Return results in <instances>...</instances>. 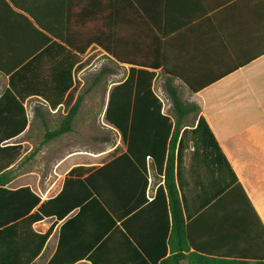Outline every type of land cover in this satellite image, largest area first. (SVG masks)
<instances>
[{"label": "crops", "instance_id": "0c3cea01", "mask_svg": "<svg viewBox=\"0 0 264 264\" xmlns=\"http://www.w3.org/2000/svg\"><path fill=\"white\" fill-rule=\"evenodd\" d=\"M17 1L28 13H34L38 22L58 24L67 38L82 47L89 45L82 57H108L113 64L111 67L123 71L122 79L108 81L102 106L87 113L89 120H105L111 91L127 78L131 67L117 62L100 46L101 43L117 54L156 63L154 91L161 99L156 89L157 80L159 90L164 93V70L174 75V84L184 101L199 108L186 117L191 122L184 123L176 150L178 156L181 140L177 183L185 218L190 224L192 245L227 259L254 264L252 255L259 256V241L254 228L248 224L254 217L243 195L249 197L264 224V0ZM1 21H6V17L0 16ZM10 39L18 43L16 47L20 53L30 52L33 39L28 33L12 32ZM68 49L62 48L67 53ZM77 71L74 72L76 83ZM105 71L110 72V76L115 75L114 69ZM8 86L9 78L5 76L0 96ZM31 99L48 107L39 97H31L27 104ZM168 107L172 109V105ZM61 109L66 110V105L49 110L57 113ZM201 118L208 124L218 146L213 139L207 148L196 143L194 130ZM104 124L112 134L121 135L114 126ZM30 129L31 120L27 129L12 140L22 144L25 152L12 166L8 187L13 190L30 187L43 200L55 197L63 190L65 178L72 169L77 174L88 175L92 168H100L127 149L125 143L109 141L104 150L86 158L80 154V149H66L67 154L52 158L48 163L49 170L42 178L32 164L31 158L36 154L31 160H24L34 151L33 144L25 138ZM96 158L106 160L92 165L89 160ZM116 170L108 175L109 182L118 189L112 195H138L141 198L144 195L141 170L133 174ZM149 176L145 195L152 201L158 186L164 182L152 168ZM117 178L124 182L117 184ZM237 184L242 185L243 191L227 193ZM226 193L236 195L234 200L218 209H209L219 195ZM78 210L56 224L35 264L49 263L58 247L61 226ZM150 217L151 213L146 215L142 226L144 239L139 245L130 240H110L106 249L98 251L100 260L104 259V264H154L162 257L170 256L168 240L161 239V230L159 226L152 227ZM54 222L55 218L49 217L38 222L41 224L38 227L36 223L35 228L46 232ZM134 246H140L145 254L140 261L133 258L136 254ZM73 264L93 262L85 258ZM183 264L190 263L184 261Z\"/></svg>", "mask_w": 264, "mask_h": 264}, {"label": "trees", "instance_id": "16d2710c", "mask_svg": "<svg viewBox=\"0 0 264 264\" xmlns=\"http://www.w3.org/2000/svg\"><path fill=\"white\" fill-rule=\"evenodd\" d=\"M0 16L6 17V21L0 23V73L9 78V86L0 96V264H35L56 224L77 208L78 212L61 226L57 250L48 264H73L85 258L93 264H104L98 251L106 249L108 241L130 240L134 245L140 244L144 239L142 226L150 213L152 227L159 226L161 239L168 240L172 252L154 264H183L184 261L190 264H248L192 245L190 224L185 218L177 183L181 140L178 156L176 150L186 117L197 111L198 106L184 101L174 84V75L164 70L165 90L172 102V112H164V102L154 91L157 64L117 54L106 44L100 46L117 62L131 66L127 78L113 87L105 114L106 122L119 130L126 151L100 168H92L88 175L77 174L72 169L65 178L63 190L49 199L43 200L30 187L9 188L12 166L25 152L22 144L12 140L29 125L27 101L31 97L41 98L51 110L63 104L69 110L60 125L51 130L42 107L35 106V114L41 116L47 130L41 145L24 160L34 156L45 143L74 130L75 118L84 101V95L75 96L74 72L84 68L82 55L89 45L82 47L67 38L58 24L38 22V17L28 13L17 0H0ZM12 32L28 33L32 37L33 45L28 54L17 50L18 43L10 39ZM62 48H69V52ZM194 135L197 144L207 148L213 139L218 146L203 118ZM150 168L164 182L158 186L152 201L145 195L150 183ZM113 169L132 174L141 170L144 195L141 198L112 195L113 191H118L108 179ZM115 180L117 184L124 182L120 178ZM238 189L243 191L242 185L237 184L227 193ZM227 193L219 195L209 209H218L227 201H233L236 195ZM243 196L254 217L248 224L257 231L254 234L259 241L260 254L252 255L254 264H264V224L249 197ZM49 217L55 218L53 225L46 232L37 231L35 224ZM135 250L133 258L140 261L145 254L140 246Z\"/></svg>", "mask_w": 264, "mask_h": 264}, {"label": "rangeland", "instance_id": "374dc122", "mask_svg": "<svg viewBox=\"0 0 264 264\" xmlns=\"http://www.w3.org/2000/svg\"><path fill=\"white\" fill-rule=\"evenodd\" d=\"M82 63H84V72L81 74L78 70L77 76V89L75 96L84 95V101L81 105V112L78 118L74 122V132H69L61 137H58L50 142L42 145L41 149L36 152V156L33 159V165L37 172H39L44 178L49 170L48 163L53 157L59 154H67L66 149H80L83 157H93L94 153L104 150L108 146V142L117 143L118 141L123 144L121 135H114L112 131L106 128L104 119L102 120H89L87 119V113L91 112L93 108L102 106V96L105 94L106 85L109 80H120L123 76V71L117 69V67H111L112 62L108 57H96L95 55L82 57ZM114 69L115 75L110 76V72L105 69ZM79 74L80 79H79ZM5 76L0 73V87L3 86V80ZM161 82V80H160ZM105 84V85H104ZM157 91L164 102V110L171 113L169 105H172L171 99L167 92L161 93L159 90V79L157 80ZM40 105L42 112L48 120L49 129H56L65 115L64 112L69 110L61 109L59 112L54 113L44 106L36 99H31L27 104L31 129L26 135V140L33 144V150L39 147L45 138L46 127L42 122L41 116L35 114V106ZM190 120H185V123H190ZM32 150V151H33ZM30 158L28 160H31ZM27 160V161H28ZM106 159L96 158L94 161H90L92 165H98L104 162ZM41 224H37V227ZM43 225V222H42Z\"/></svg>", "mask_w": 264, "mask_h": 264}]
</instances>
